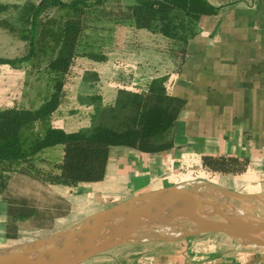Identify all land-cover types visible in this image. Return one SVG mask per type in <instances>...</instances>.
Segmentation results:
<instances>
[{
  "label": "crops",
  "instance_id": "0c3cea01",
  "mask_svg": "<svg viewBox=\"0 0 264 264\" xmlns=\"http://www.w3.org/2000/svg\"><path fill=\"white\" fill-rule=\"evenodd\" d=\"M134 1L111 0L105 8ZM207 2L213 10L194 21L182 51L130 20L108 13L90 18L48 125L66 133L88 128L94 106L87 98L99 96L110 104L119 88L146 90L162 78L167 94L184 100L172 146L159 152L111 146L100 181L65 184L23 170L14 173L0 193V249L25 233L36 235L33 240L44 238L138 194L188 187L198 182L199 173L212 177L207 182L241 193H264V0ZM87 53L104 58L94 60ZM43 66L29 91L26 69L0 64V107L37 108L51 89L46 62ZM205 155L235 157L243 168L238 173L208 170L202 166ZM62 156V144L49 146L34 165L56 174ZM14 180L23 187H12ZM10 192L39 213L18 222L15 239L7 237ZM242 243L218 232L149 238L114 246L79 264H264V247Z\"/></svg>",
  "mask_w": 264,
  "mask_h": 264
},
{
  "label": "trees",
  "instance_id": "16d2710c",
  "mask_svg": "<svg viewBox=\"0 0 264 264\" xmlns=\"http://www.w3.org/2000/svg\"><path fill=\"white\" fill-rule=\"evenodd\" d=\"M109 1L37 0L22 11L14 4H0V27L26 29L29 40L26 54L17 58L0 57V64L16 68L24 62L45 58L44 70L52 77L50 93L37 108L0 107V193L10 174L20 170L47 182L100 181L105 175L111 146H128L142 152L171 148L184 100L167 94L162 78L153 79L146 90L121 87L110 104L104 105L99 96L87 98L94 106L88 128L66 133L48 125L60 104L64 76L79 55V44L93 15L108 13L118 21L130 20L137 29L157 33L167 39V46L182 51L194 21L213 10L207 0H135L107 10ZM13 13L16 18L20 13L26 14L27 19L23 17L13 23L8 19L15 16ZM87 56L94 60L104 58L91 53ZM56 144L63 145L62 160L56 166L58 173L36 168L37 154ZM202 166L222 173H238L243 168L242 161L235 157L209 155L202 156ZM8 204L7 237L15 239L18 222L30 216L39 217V213L25 199L11 198Z\"/></svg>",
  "mask_w": 264,
  "mask_h": 264
},
{
  "label": "water",
  "instance_id": "95a60500",
  "mask_svg": "<svg viewBox=\"0 0 264 264\" xmlns=\"http://www.w3.org/2000/svg\"><path fill=\"white\" fill-rule=\"evenodd\" d=\"M241 207L254 212L255 225L248 228L239 220L226 219ZM167 223H176L186 231L165 237L153 230L154 226ZM208 232L264 247V193H241L203 181L188 187L173 185L145 192L44 238L0 249V264H79L117 245Z\"/></svg>",
  "mask_w": 264,
  "mask_h": 264
},
{
  "label": "rangeland",
  "instance_id": "374dc122",
  "mask_svg": "<svg viewBox=\"0 0 264 264\" xmlns=\"http://www.w3.org/2000/svg\"><path fill=\"white\" fill-rule=\"evenodd\" d=\"M0 1L3 3H7V4H14L17 7H19L20 11H22L26 7L30 6L31 4L37 3V0H0ZM55 11H52V12L50 11L51 12L50 14L56 13ZM13 14L15 15V13H13ZM23 15L24 14L20 13V15L17 16L18 18H16V15H15L14 17H9L8 19L12 20L13 23H17L16 21H19V20L21 21L23 19V17L25 19H27V17H25L26 14L24 16ZM28 44H29V40H28L26 29L23 30L21 28V30H20V29H18L17 26H13L12 28L0 27V57H2V58L21 57L27 53ZM44 64H45V58L40 59L38 62H24V63H22L21 66L24 69H26V71H27V83H28L27 89L29 91L34 90V87H35L37 80H38L37 78L39 76V72L42 71ZM47 75H48V73H47ZM45 77H46V75H45ZM47 78H50L49 79L50 81L52 80V77L49 75ZM20 171H22V170H20ZM14 173H16V172H14ZM14 173H11L10 177H12L14 175ZM198 178H200V179H198L197 181L201 180L203 182H207L208 181L207 179L212 178V177H209V175L207 173H199ZM9 182H10V178H9L7 183H9ZM12 187L20 189L23 187V185H21L19 181H15V183L13 184ZM10 191H12V188ZM8 195L10 197H12V199L13 198L21 199L16 194L13 196V194H11V192ZM247 209L248 208H246V207L240 208L241 211H245ZM168 227H169V224L167 223V224H163V225L154 226L153 230L155 232H157L158 234L165 236V237H175V236H178L179 233L182 232V230L178 229V228H172L168 231ZM24 235H26L27 238H34L36 236V235H34V234L32 235L30 233H28V234L25 233ZM24 240H26V239L23 237L18 239V240H15L13 242V246L24 242Z\"/></svg>",
  "mask_w": 264,
  "mask_h": 264
},
{
  "label": "bare ground",
  "instance_id": "6f19581e",
  "mask_svg": "<svg viewBox=\"0 0 264 264\" xmlns=\"http://www.w3.org/2000/svg\"><path fill=\"white\" fill-rule=\"evenodd\" d=\"M226 219H234V221H237L239 220L241 223H243L245 226H247L249 228V226H253L256 224V218H255V215H254V212L251 210V209H247L245 211H239L237 214H229V216H227ZM207 221H210V218H206ZM172 228H178V229H181L183 233L184 231H186L185 228L177 225L176 223H172L169 225L168 227V231ZM167 231V232H168ZM166 232V233H167Z\"/></svg>",
  "mask_w": 264,
  "mask_h": 264
},
{
  "label": "built area",
  "instance_id": "2783aa9c",
  "mask_svg": "<svg viewBox=\"0 0 264 264\" xmlns=\"http://www.w3.org/2000/svg\"><path fill=\"white\" fill-rule=\"evenodd\" d=\"M23 238H25L26 240H24V242H28V241H32V238H27L26 235L23 236Z\"/></svg>",
  "mask_w": 264,
  "mask_h": 264
}]
</instances>
